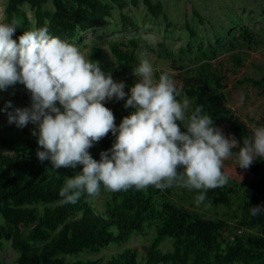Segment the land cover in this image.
<instances>
[{
  "label": "trees",
  "instance_id": "trees-1",
  "mask_svg": "<svg viewBox=\"0 0 264 264\" xmlns=\"http://www.w3.org/2000/svg\"><path fill=\"white\" fill-rule=\"evenodd\" d=\"M48 1L9 0L7 21H20L15 38L33 26L23 7L25 3L35 8L36 27L47 23L52 35L68 40L80 38L81 30L107 21L115 6L122 10L126 30L138 28L123 10L130 4L138 5L140 0H111L115 5L105 0H52V9L44 7ZM143 2L154 16L163 11L161 2ZM190 30L195 36L196 32ZM240 38L247 44L259 43L248 26L241 27ZM240 38L237 43L225 45V38L218 36L217 43L222 48L219 53L205 54L195 65H174L172 71L155 72V77L164 72L170 75L181 93L178 99H188L189 113L202 105L225 136L238 140L233 155L224 161L228 183L208 190L205 200L211 202L219 195L224 201L237 189L241 192L239 212L229 214V218L205 217L173 200L171 188L159 190L151 186L142 191L132 188L115 193L102 188L97 197L84 194L75 204L67 203L60 195L65 178L81 173L82 165L53 168L50 160L38 159L37 152L43 149L37 136L15 132L1 138L0 150V246L11 240L18 251L17 260L11 264H264V212L254 217L250 211L256 206L264 209V159L257 157L248 169H242L235 156L243 140L252 137L254 128L264 126V97L257 101L246 97L230 105L226 94L227 88L246 80L264 90V73L260 78H240L249 63V52L241 47ZM131 42L138 49L139 44ZM111 47L120 62L139 64L141 50L124 49L117 43ZM93 51L94 58L102 54L99 48L93 47ZM120 81L128 92L137 77L122 76L116 80ZM11 98L22 106L31 105L28 91H17ZM124 103L115 98L105 102L117 126L132 111ZM114 142L115 136L109 133L89 152L99 160L100 153L109 150ZM100 196L101 206L96 203ZM150 229L154 230L153 240L142 247L126 246L104 261L77 257L110 245H123ZM165 241L171 242V249H162Z\"/></svg>",
  "mask_w": 264,
  "mask_h": 264
},
{
  "label": "clouds",
  "instance_id": "clouds-1",
  "mask_svg": "<svg viewBox=\"0 0 264 264\" xmlns=\"http://www.w3.org/2000/svg\"><path fill=\"white\" fill-rule=\"evenodd\" d=\"M19 27L16 18L0 21V91L22 84L31 105L9 111L8 122L18 128L36 126L32 135L43 149L37 152L40 161L50 160L56 169L82 165L81 173L65 178L60 192L65 202L75 204L84 194L97 197L102 188L115 193L175 185L198 190L199 204L208 190L228 183L224 161L238 140L225 136L202 105L189 113V101L178 99L181 93L170 75L155 77L147 52L139 53L133 70L137 81L126 92L123 81L116 82L77 45L52 35L47 23L14 39ZM113 98L132 109L119 126L105 106ZM11 107L8 101L0 111ZM109 133L115 142L94 159L89 149ZM235 156L242 169L257 157L264 159V126L254 128ZM250 211L255 217L264 209Z\"/></svg>",
  "mask_w": 264,
  "mask_h": 264
},
{
  "label": "rangeland",
  "instance_id": "rangeland-1",
  "mask_svg": "<svg viewBox=\"0 0 264 264\" xmlns=\"http://www.w3.org/2000/svg\"><path fill=\"white\" fill-rule=\"evenodd\" d=\"M105 1L114 4L111 0ZM153 1L163 4V11L158 16H154L148 10L143 0H140L138 5L130 4L124 8L123 11L130 14L137 22L138 28L135 30L128 31L123 27L122 10L115 6L113 15L107 21L81 30L80 38L74 40L61 39L77 45L90 59L98 60L102 70L111 73L116 81L122 76H134L133 70L138 65L120 62L112 51L113 43H117L124 49H137L131 42L134 40L139 44L138 51L147 52L155 72L172 71L174 65L186 67L195 65L205 58V54L219 53L222 48L218 46V36L225 38V45H230L231 42L237 43L238 38H240L241 27L248 26L254 32L259 43L247 44L245 40L240 38L241 47L249 52V63L240 72V78H260L262 76L264 73V0ZM8 2L9 0H0V21L8 22L6 19ZM23 7L35 25V8L28 3H25ZM44 7L52 9V0L44 3ZM190 28L196 32L195 36H192ZM13 38L15 39V37ZM93 47L102 50L99 58H94L96 55ZM17 91L28 90L24 85L17 83L6 91H0V109H3L8 101H11L12 104V107L7 111H0V150H2L1 138L3 136L15 132L22 135L27 132L30 135L33 130H37L32 123L23 128H18L14 123L9 124L7 115L9 111H13L15 108L30 107V105L22 106L17 100L11 98ZM226 94L229 104L236 105L246 97L257 101L264 97V90L254 85L252 81L246 80L227 88ZM57 106H59L58 103ZM235 190L229 193L224 201L220 200L219 195H217L214 196L215 198L213 197L211 202L204 200L199 204L196 202V197L200 194L198 190H189L174 185L169 193L173 200L185 204L205 217L229 218V214L239 212L241 192ZM102 202L103 198L100 196L96 203L101 206ZM153 237L154 230L150 229L147 232L134 235L129 242L123 245H110L99 252H85L77 257L101 258L104 261L114 251L126 246L142 247L144 244L151 243ZM161 247L163 250H169L172 245L170 241H165ZM18 255V251L11 240H5L4 244L0 246L2 264L13 263L17 260Z\"/></svg>",
  "mask_w": 264,
  "mask_h": 264
}]
</instances>
